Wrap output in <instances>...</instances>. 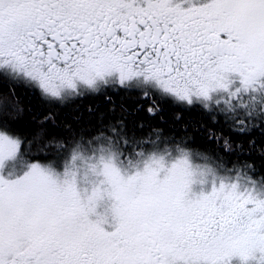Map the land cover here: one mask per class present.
Here are the masks:
<instances>
[{"label":"snow or ice","instance_id":"6c2138e0","mask_svg":"<svg viewBox=\"0 0 264 264\" xmlns=\"http://www.w3.org/2000/svg\"><path fill=\"white\" fill-rule=\"evenodd\" d=\"M0 264H264V0H0Z\"/></svg>","mask_w":264,"mask_h":264},{"label":"trees","instance_id":"16d2710c","mask_svg":"<svg viewBox=\"0 0 264 264\" xmlns=\"http://www.w3.org/2000/svg\"><path fill=\"white\" fill-rule=\"evenodd\" d=\"M92 101H88V100H85L83 103L84 104H88V103H91Z\"/></svg>","mask_w":264,"mask_h":264}]
</instances>
